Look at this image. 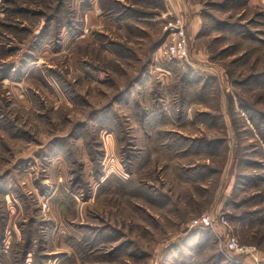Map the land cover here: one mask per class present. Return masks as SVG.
Returning <instances> with one entry per match:
<instances>
[{"label": "rangeland", "instance_id": "rangeland-1", "mask_svg": "<svg viewBox=\"0 0 264 264\" xmlns=\"http://www.w3.org/2000/svg\"><path fill=\"white\" fill-rule=\"evenodd\" d=\"M263 139L264 1L0 0V264H264Z\"/></svg>", "mask_w": 264, "mask_h": 264}, {"label": "built area", "instance_id": "built-area-1", "mask_svg": "<svg viewBox=\"0 0 264 264\" xmlns=\"http://www.w3.org/2000/svg\"><path fill=\"white\" fill-rule=\"evenodd\" d=\"M165 31H167V43L163 48H160V56L167 61L186 64L188 62L187 39L181 19L172 17L166 23ZM218 224L223 225V227L228 226L225 215L222 214L215 218L208 213H202L191 220L190 228L211 229ZM258 254L255 247L241 245L234 236L227 239L224 251H222V257L227 263H235L238 257H249L257 264L259 261Z\"/></svg>", "mask_w": 264, "mask_h": 264}, {"label": "crops", "instance_id": "crops-1", "mask_svg": "<svg viewBox=\"0 0 264 264\" xmlns=\"http://www.w3.org/2000/svg\"><path fill=\"white\" fill-rule=\"evenodd\" d=\"M254 1H256V2H258V3H259V2H261V1H264V0H254Z\"/></svg>", "mask_w": 264, "mask_h": 264}, {"label": "trees", "instance_id": "trees-1", "mask_svg": "<svg viewBox=\"0 0 264 264\" xmlns=\"http://www.w3.org/2000/svg\"><path fill=\"white\" fill-rule=\"evenodd\" d=\"M264 140V139H263ZM23 254V253H22ZM24 259V258H23ZM225 262V261H224ZM236 263V262H235ZM225 264H234V263H227V262H225Z\"/></svg>", "mask_w": 264, "mask_h": 264}]
</instances>
